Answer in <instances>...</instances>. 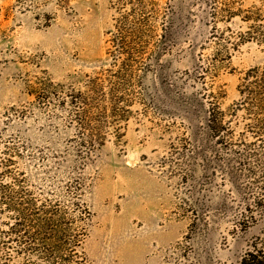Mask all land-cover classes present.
Listing matches in <instances>:
<instances>
[{
  "label": "rangeland",
  "instance_id": "obj_1",
  "mask_svg": "<svg viewBox=\"0 0 264 264\" xmlns=\"http://www.w3.org/2000/svg\"><path fill=\"white\" fill-rule=\"evenodd\" d=\"M134 2L154 18L159 33L169 28L172 49L161 62L162 80L148 81V113L136 104L125 136L110 135L86 165L88 264H240L263 242L264 213L255 199L264 181H247L242 167L235 183L222 169L206 177L204 165L179 164L172 147L204 129L206 107L190 97L202 95L205 82L228 118L245 72L264 65V47L252 42L231 47L248 26L227 13L256 6L264 14V0ZM118 17L117 0H0V162L12 155L11 175L22 171L37 179L59 162L72 173L73 155L55 153L70 145L76 128L40 98L50 82L85 90L86 75L110 61L107 33ZM225 47H231L230 56L213 61ZM203 68L209 72L200 77ZM244 197L252 205L246 215L257 216L254 221L243 220Z\"/></svg>",
  "mask_w": 264,
  "mask_h": 264
},
{
  "label": "trees",
  "instance_id": "obj_2",
  "mask_svg": "<svg viewBox=\"0 0 264 264\" xmlns=\"http://www.w3.org/2000/svg\"><path fill=\"white\" fill-rule=\"evenodd\" d=\"M117 2L119 17L114 30L107 33L108 65L86 75L85 90L50 82V89L40 98L42 103H53L63 112L64 120L76 128L70 145L55 153L56 158L73 155L72 173L68 175L66 165L59 162L58 167L46 168L45 176L35 179L22 171L11 175L10 166L15 165L12 155L0 162L4 166L0 171V264H88L84 244L90 232L91 211L83 200L86 165L110 135L120 140L125 136L136 104L148 113V81L156 77L162 80L161 62L172 49L168 27L159 33L154 18L140 13L134 0ZM227 13L229 19L240 17L248 26L230 41L231 47L248 42L264 47V14L260 8L229 9ZM218 15L215 11L213 19ZM231 47L216 51L213 61H225ZM208 72L203 68L200 77ZM202 90V95L190 99L192 104L206 107L204 129L193 130L192 137L181 139V146L172 147L173 154L179 153L177 162L204 165L206 177L222 169L234 183L239 178L237 167H242L247 170L242 174L247 181H264V172L259 174L254 168H264V65L245 72L238 86L240 99L228 118L206 82ZM200 134L201 144L194 145ZM59 170L63 171L60 177ZM243 200V220H256L254 214L246 215L252 212V205L247 198ZM255 206L264 213V191L256 197ZM197 224L195 221L194 226ZM262 239L261 246L256 244L247 251L240 264H264Z\"/></svg>",
  "mask_w": 264,
  "mask_h": 264
}]
</instances>
